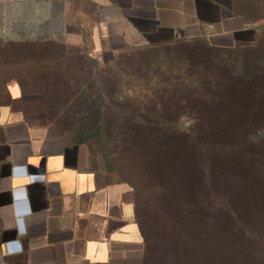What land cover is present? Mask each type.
Wrapping results in <instances>:
<instances>
[{"label": "crops", "instance_id": "0c3cea01", "mask_svg": "<svg viewBox=\"0 0 264 264\" xmlns=\"http://www.w3.org/2000/svg\"><path fill=\"white\" fill-rule=\"evenodd\" d=\"M259 34L264 21L236 15L231 0H0L4 42L59 41L99 53L116 42L227 48ZM8 97L0 105V264H142L126 187L85 143L24 110L17 84Z\"/></svg>", "mask_w": 264, "mask_h": 264}, {"label": "trees", "instance_id": "16d2710c", "mask_svg": "<svg viewBox=\"0 0 264 264\" xmlns=\"http://www.w3.org/2000/svg\"><path fill=\"white\" fill-rule=\"evenodd\" d=\"M231 7L245 20L264 21V0H231ZM263 39L259 34L254 44L244 46L256 49ZM196 41L205 42L144 47ZM7 43L11 50L0 54V62L13 73L50 80L63 58L49 47L63 44L59 41ZM205 43L212 50L233 49ZM207 60L209 70L205 57L199 60L197 78L187 72L183 78L175 73L160 76L153 89L146 90L155 96L135 97L138 105L130 112L134 123L154 132L140 138L143 152L138 163L152 180L154 193L144 205L132 203L144 242L142 264H264V153L242 159L228 152L224 137L205 136V128L215 127L205 75L211 80L225 68L219 55L208 54ZM8 98L7 90L0 105Z\"/></svg>", "mask_w": 264, "mask_h": 264}, {"label": "rangeland", "instance_id": "374dc122", "mask_svg": "<svg viewBox=\"0 0 264 264\" xmlns=\"http://www.w3.org/2000/svg\"><path fill=\"white\" fill-rule=\"evenodd\" d=\"M144 46L108 43L95 53L56 43L49 47L63 58L50 80L13 73L0 62V99L6 98L9 86L20 82L24 110L70 140L90 145L111 180L126 187L124 199L144 205L154 190L152 180L139 169L140 138L154 132L134 123L130 112L138 99L155 96L146 90L153 89L160 76L175 73L183 78L187 72L197 78L199 60L205 57L209 70L207 55L216 54L225 68L211 80L205 75V96H211L215 125L205 128V136L224 137L228 152L242 159L264 153V39L256 49L242 45L229 51L212 50L202 41ZM7 50L10 45L0 41V54ZM137 96L142 98L135 100Z\"/></svg>", "mask_w": 264, "mask_h": 264}]
</instances>
